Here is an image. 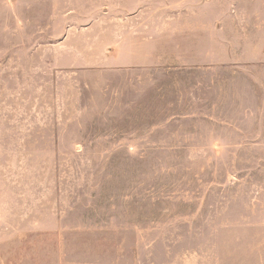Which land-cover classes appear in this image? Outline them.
Instances as JSON below:
<instances>
[{
	"label": "rangeland",
	"instance_id": "374dc122",
	"mask_svg": "<svg viewBox=\"0 0 264 264\" xmlns=\"http://www.w3.org/2000/svg\"><path fill=\"white\" fill-rule=\"evenodd\" d=\"M254 8L0 0V264H264Z\"/></svg>",
	"mask_w": 264,
	"mask_h": 264
},
{
	"label": "crops",
	"instance_id": "0c3cea01",
	"mask_svg": "<svg viewBox=\"0 0 264 264\" xmlns=\"http://www.w3.org/2000/svg\"><path fill=\"white\" fill-rule=\"evenodd\" d=\"M252 2L254 3V6H255L253 16L254 17L258 16L261 19V21H260L261 23L256 24V25L252 24L253 28L252 29L248 28L247 32H249V31L260 32V34H261L260 38H262V39L255 38L254 40L259 41V42L254 41L255 42L254 47H255V45H261L262 53H260V54L256 53L257 55L255 54L254 60H256V59L257 60H261V59L264 60V0H252ZM257 8H259L260 10H257ZM248 39L250 40V38H248ZM250 47H251L250 44H248V53H247L248 57H246V59L248 58V60L253 59L252 54H250V50H251Z\"/></svg>",
	"mask_w": 264,
	"mask_h": 264
}]
</instances>
